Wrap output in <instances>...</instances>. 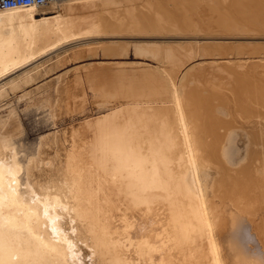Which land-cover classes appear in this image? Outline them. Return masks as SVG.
<instances>
[{
  "label": "bare ground",
  "instance_id": "obj_1",
  "mask_svg": "<svg viewBox=\"0 0 264 264\" xmlns=\"http://www.w3.org/2000/svg\"><path fill=\"white\" fill-rule=\"evenodd\" d=\"M257 34L264 0L0 9V264H264V52L193 43Z\"/></svg>",
  "mask_w": 264,
  "mask_h": 264
},
{
  "label": "rangeland",
  "instance_id": "obj_2",
  "mask_svg": "<svg viewBox=\"0 0 264 264\" xmlns=\"http://www.w3.org/2000/svg\"><path fill=\"white\" fill-rule=\"evenodd\" d=\"M251 37H253V38H251ZM251 37L248 38L245 35L238 36V37L235 36L234 39H228V37H219L220 39H218V41H217V39H213L212 38V39H206V40L202 39V40H198V41L197 40H193V43H199L200 42L202 44H205V43L206 44H215L216 47L218 46L219 51L222 54V56H221L222 58H228L227 54L230 51H233V50L235 51L234 52L235 54L237 53L236 50H241V49L246 51V52H248V53H254V52H257V51L264 52V35L257 34V35L251 36ZM135 40H136V42L138 40H139L138 42H143L144 41L142 39H134V40L133 39H128V40H125V41H127V42H135ZM211 40H212V42H211ZM172 41L173 40H162V41L161 40H157L156 42L159 43V44H165L166 42L167 43H174L175 40L173 42ZM191 41L192 40H187L188 43L189 42L192 43ZM183 42H186V41H183ZM130 47L128 49L127 56H125V57H121V58L120 57L107 58L106 56L103 55L102 51L99 50L98 52L99 53L101 52V53L100 54L97 53L96 58L84 60L81 63L68 64L67 67L65 69H63V70L68 69V67L71 68L74 65L77 66L78 64L79 65L86 64V63H95V64H97V63H101V62H117V61H120V62H127L128 61V62H130V61H133V60L134 61H143V62H147V63L149 62L150 64L153 63V65L157 66V64L154 61L150 60V59L147 60V59H143V58L142 59L141 58L140 59L136 58L135 54H134V47L133 46H130ZM252 56L261 57V56H264V55L252 54ZM63 70H60V72L58 71L56 74H61L63 72ZM53 76H56V75L54 74ZM88 97H89V100L91 102L92 96L89 95ZM21 108H22L21 109V111H22L24 109V104L21 105ZM0 113H2V112L0 111ZM47 120H48L47 113H44V112H36L35 110H31V111L25 112V113L21 112V121H22L23 126L25 128V133H24V135L22 137V141L21 142L24 144V146H26L27 149L28 148L29 149H33L34 145L36 144L37 140L39 139V137L41 135H44V134H47L49 132H52V131L56 130V128L54 129V128L48 127L46 125ZM63 122H65V121H63ZM63 122H60L61 125L60 124L58 125L59 128H64L65 125H66V127L70 126L71 123H72L71 121H69V122L67 121V122H65L63 124ZM232 149H233V151H237L239 149V147H232Z\"/></svg>",
  "mask_w": 264,
  "mask_h": 264
},
{
  "label": "built area",
  "instance_id": "obj_3",
  "mask_svg": "<svg viewBox=\"0 0 264 264\" xmlns=\"http://www.w3.org/2000/svg\"><path fill=\"white\" fill-rule=\"evenodd\" d=\"M63 0H0V9L9 10L16 8H46L54 2Z\"/></svg>",
  "mask_w": 264,
  "mask_h": 264
}]
</instances>
